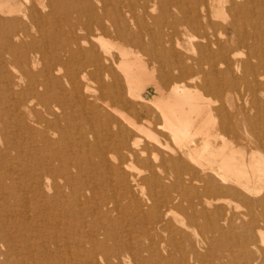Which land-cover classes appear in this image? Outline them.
I'll use <instances>...</instances> for the list:
<instances>
[{"label": "bare ground", "instance_id": "1", "mask_svg": "<svg viewBox=\"0 0 264 264\" xmlns=\"http://www.w3.org/2000/svg\"><path fill=\"white\" fill-rule=\"evenodd\" d=\"M226 263L264 264V0H0V264Z\"/></svg>", "mask_w": 264, "mask_h": 264}, {"label": "rangeland", "instance_id": "2", "mask_svg": "<svg viewBox=\"0 0 264 264\" xmlns=\"http://www.w3.org/2000/svg\"><path fill=\"white\" fill-rule=\"evenodd\" d=\"M131 219H132V223H131V220H130V221H129V222H130L129 225H130V224H132V225H133V224H134V225L138 224L139 226L136 225V227H137L138 229H142V228H143L142 225H144V229L146 228L145 226H147V224H143V223H141L142 220H141V221H139L140 219L137 220V217H134V218H131ZM134 219H135V220H134ZM136 220H137V221H136ZM136 222H137V223H136ZM149 226H150V225H149ZM141 227H142V228H141ZM20 239H21V238L18 237L17 240H16V242H19ZM231 241H232V240L230 239L229 242H231ZM18 244H20V243H18ZM225 247H226V245L224 244L221 248L225 250V249H227V248H225ZM201 250L203 251L204 248H202ZM145 255H146V253H145ZM190 261H191V262H190ZM188 262H189V263H193L192 260H189ZM226 264H227V263H226Z\"/></svg>", "mask_w": 264, "mask_h": 264}]
</instances>
